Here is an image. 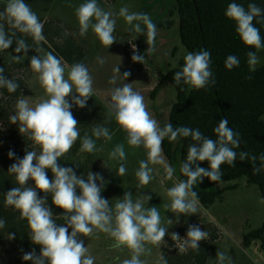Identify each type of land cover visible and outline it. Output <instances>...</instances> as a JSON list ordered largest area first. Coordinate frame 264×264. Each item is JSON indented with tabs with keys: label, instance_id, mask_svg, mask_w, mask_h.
<instances>
[{
	"label": "clouds",
	"instance_id": "clouds-1",
	"mask_svg": "<svg viewBox=\"0 0 264 264\" xmlns=\"http://www.w3.org/2000/svg\"><path fill=\"white\" fill-rule=\"evenodd\" d=\"M75 15L80 35H86L91 29L105 48L117 40L114 32L115 17L118 16L131 26L130 31L146 34V52L151 54L154 51L157 28L147 13L130 12L127 5L122 6L118 13H113L103 9L97 0H85L75 8ZM225 16L235 22V31L245 46L257 50L264 48V38L253 23L257 18L258 23H264V9L255 3H249L245 8L240 3L232 2L227 5ZM5 24L11 30L10 33L5 30ZM43 28L44 24L25 0H7L3 11H0V51L9 49L15 42L14 51L25 55H12L11 59L16 63L22 62L30 46L23 38L15 41L13 38L19 32L38 44L45 39ZM35 51L39 52L40 49ZM136 51V46L133 45L132 60L141 63L144 55L135 54ZM259 63L256 51L247 52L250 72H254ZM239 64L240 60L235 55H229L225 60V67L229 70ZM29 65L33 73L37 74L46 98L40 99L34 106L30 105L28 98L18 99L15 114L9 120L11 124H18L19 133L26 135L33 148H38L39 152L26 149L23 158H17L10 165L8 173L14 176L19 186L11 188L4 195L5 206L13 207L19 212L20 219H26L30 240L40 246L39 255L33 250L25 253L22 259L31 261L32 264H94L95 258L78 237H89L94 231H99L114 240L111 245L113 249L126 248L130 251L131 258L124 259L122 264H146L141 256L151 253L147 245L159 246L165 242L164 237L168 234L167 228L162 224L159 209L156 206L145 207V202L151 196L145 195L143 199L134 200L131 192H125L123 198L117 199L114 206H111L109 200L101 195L107 183L102 175L88 171L85 179L83 174L78 176L72 167H63L58 163L81 137L79 122L71 109L73 105L86 107L88 99L93 96V79L87 66L82 62L68 66L62 62V58H57L50 52L42 57H31ZM210 65L211 54L208 50L188 52L182 69L174 74V82L177 85L183 82L189 88L197 90L210 82L214 84ZM115 71L119 73V68ZM128 76L130 72H125L122 77L127 79ZM116 79L113 76L109 83L115 84ZM0 88H6L9 93L16 92L19 88L14 79L4 75L3 67H0ZM107 109L109 117L114 118L118 127L126 133L128 146H142L146 150L147 160L140 161L135 172L138 187L146 186L152 181L153 170L149 167L150 164H163L166 177L172 179L174 169L162 157V142L166 137L170 142L181 137H190L194 142L189 145L186 159L180 166V172L187 179L179 180L167 190L170 204H166L165 208L178 217L180 214L197 213L199 199L198 193L193 190L194 185L201 183L205 177L212 182H219L222 178L221 165L226 163L235 166L237 152L234 149L239 147L240 138L239 133L228 126L226 118L221 119L214 128L217 137L215 140L203 135L199 129L186 126L174 128L170 122L161 127L148 111L144 96L133 88L132 83H124L111 89ZM92 136L110 141L113 133L109 128L98 124L92 128ZM80 151H98L96 140L85 133ZM8 155L11 159L15 154L10 150ZM109 159L120 162L118 176L126 174L123 162L127 155L123 143L112 149ZM239 159L253 161V174L264 169V154L259 156V167L255 166V155L249 157L248 153L240 152ZM204 161L208 162V168L200 167L197 163ZM47 170L51 171L52 179L48 178ZM97 180L100 181L99 185ZM29 181L33 183L29 184ZM41 192L44 193L43 197L38 195ZM48 194H51L52 205L63 210L66 223L58 224L53 219V211L47 202ZM261 203H264V199ZM4 226L5 220L0 219V229ZM14 235L9 234L10 239ZM208 236L209 233L201 230L198 225L188 226L186 238H181L178 233H171V239L176 242L181 253L188 249L199 252V242L207 240ZM216 258L218 264H232L224 251L218 250ZM157 264L168 262L161 256Z\"/></svg>",
	"mask_w": 264,
	"mask_h": 264
},
{
	"label": "trees",
	"instance_id": "trees-1",
	"mask_svg": "<svg viewBox=\"0 0 264 264\" xmlns=\"http://www.w3.org/2000/svg\"><path fill=\"white\" fill-rule=\"evenodd\" d=\"M104 1L115 4L118 0ZM232 2L240 3L245 8L249 3H255L264 9V0H174L175 7L170 13V18L164 22L155 23L157 30H170L176 24L173 17L177 15L182 45L188 52H197L201 49L210 52V70L215 80L214 84L210 82L206 87L197 90L189 88L183 82L179 85L174 82L175 72L180 71L182 67L160 73L150 98L155 100L160 91L168 87H173L176 92V102L171 107L166 120L161 121L162 127L170 122L174 128L186 126L199 129L203 135L215 140L217 137L213 130L221 119L226 118L228 126L239 133L240 145L234 149L237 152L235 166L226 163L221 165L222 178L219 182H212L205 177L201 183L193 186V190L198 193L199 204L204 208L213 206L220 195L236 188L226 186V183L241 178H245L249 185L257 186L264 199V169L258 174H253V161L239 159L240 152L248 153L249 157L255 155L257 157L255 166L259 167L261 164L259 156L264 154V65L250 72L247 64V52L256 51L258 54L264 48L257 50L243 44L235 31V22L225 16L227 5ZM4 7L5 5L0 6V11H3ZM39 19L44 24L45 39L43 41L34 43L31 37L19 32L13 38L14 41L23 38L30 46L24 58L26 62H30L33 56L42 57L50 52L57 58H62V62L68 66L78 62L84 63L91 74L90 53L83 40L75 34H69L68 30L71 29L61 22L43 17ZM258 20L259 18L253 23L259 28L264 38V23H258ZM5 30L9 33L11 31L7 24H5ZM133 45L137 50L135 54L144 55V60L141 63L133 62L134 53L128 51L129 45L126 46L124 55L132 62L135 70L141 72L148 56L146 34H137ZM37 48L40 49L39 52L35 51ZM14 49L15 42L9 49L0 51V67L4 68V75L19 84V88L13 93H9L6 88H0V219L5 220L4 228L0 229V261L6 254L14 255L24 261L22 256L25 253L33 250L37 255L40 253V246L33 244L29 238L26 219H20L18 211L4 204V195L7 191L19 186L14 176L8 173L10 165L15 163L17 158H23L26 149L39 152L38 148H33L32 142L26 135L22 136L19 133L18 124H11L9 120V117L15 114L17 100L23 97L28 86L26 76L21 74V64L7 58L8 54L25 55L23 52L16 53ZM176 51L174 49L172 55ZM229 55H235L240 60L239 66L231 70L225 67V60ZM249 76L251 79H248ZM110 128H113V125ZM192 143L194 142L190 137H181L172 142L166 137L162 142V151L169 165L179 168L178 181L187 179L180 172V166L186 159L187 149ZM10 150L15 154L11 159L8 155ZM197 163L200 167L208 168L207 161ZM70 167L78 176L83 174L85 179L88 171L99 173L105 181L109 175L107 164L99 159L77 162ZM47 175L49 179L53 178L52 173L48 171ZM32 183L29 181V184ZM96 183L99 185L100 181L97 180ZM77 192L79 193V189ZM38 195L43 197L44 193L41 192ZM47 202L53 211V219L58 224L66 223L63 210L52 205L51 194H48ZM189 225H198L201 230L207 231L208 239L199 242V252L188 249L181 253L170 237L161 251V256L167 260L168 264H208L212 244L222 238V232L216 224L204 221L181 223L175 233L185 236ZM9 234H15L14 238L10 239ZM254 242L258 243L260 249L264 251V222L258 229L251 230L242 236L241 245L244 249L249 248ZM28 262L31 263V261Z\"/></svg>",
	"mask_w": 264,
	"mask_h": 264
},
{
	"label": "rangeland",
	"instance_id": "rangeland-1",
	"mask_svg": "<svg viewBox=\"0 0 264 264\" xmlns=\"http://www.w3.org/2000/svg\"><path fill=\"white\" fill-rule=\"evenodd\" d=\"M25 2L30 5L38 17L53 19L65 26L67 25L71 29L68 30L69 34H75L81 38L89 49L93 96L88 99L84 108L72 106L71 111L79 122L81 137L70 152L60 158L58 163L63 167H70L74 163L85 162L88 159H99L106 163L109 168V175L101 195L109 200L111 206H114L117 199H122L125 192H131L134 200L143 199L145 195L151 196V199L145 202V207L156 206L159 209L162 224L167 228L168 234L164 237L165 242L159 246L147 245L151 249V253L142 255L141 259L145 260L146 264H157L161 251L166 246V241L171 237V233H175L179 224L204 221L216 224L222 232V238L211 246L208 264H218L216 258L218 250L226 252L232 264H264V251L256 242L247 249L241 245L242 236L251 230L258 229L264 222V203H261L262 196L257 186L249 185L245 178L228 182L225 184L226 186L236 188L220 195L213 206L204 208L198 203L196 214H180L178 217L170 209L165 208V205L170 204L167 190L178 182L179 168L171 166L174 169V174L172 179H168L163 164H150L149 167L153 170L152 181L146 186L138 187L135 172L139 168V162L147 160L146 150L142 146L139 148L128 146L126 133L118 127L114 118H110L108 115L107 104L110 100L111 89L122 86L124 83H132L133 88L144 96L148 111L162 127L163 122L161 121L166 120L171 107L176 102L175 89L168 87L160 91L155 100L150 98V93L157 85L160 73H167L171 69L184 65V57L188 51L180 41L178 16L173 17L176 22L173 28L157 30L154 51L151 54L147 53L143 71L137 72L132 62L124 55V50L128 45V51L130 53L133 51V43L137 33L130 31L131 26L123 18L115 17L116 30L114 35L117 40L105 48L91 29L84 36L79 33L75 8L85 0H25ZM97 2L103 9L113 13H118L122 6L127 5L130 12L147 13L154 23L169 19L170 13L175 7L174 0H118L115 4H109L104 0H97ZM6 3L7 0H0V6H6ZM174 49L177 51L172 55ZM257 55L260 58V63L256 68L264 65V49ZM7 58L11 59L12 54H8ZM20 64L21 74L26 76L28 83L22 98H28L30 105L34 106L40 99L46 98L45 93L39 84L37 74L33 73L30 68V62L27 63L24 59ZM117 67L120 74L115 71ZM125 72H130L127 79L122 77ZM113 76L117 78L116 83L110 84L109 80ZM69 101L71 102V97H69ZM98 124L109 128L110 132L113 133L112 140L96 139L92 136V128ZM111 125L115 128L114 130L110 128ZM85 133L96 140L98 151L94 153L80 151L81 140ZM120 143L124 144L127 155L126 161L123 162L127 172L123 176H118L120 162L109 159V153ZM162 157L164 162L169 165L163 151ZM47 171L51 173L50 170ZM168 220H171V223H168ZM70 232L71 229L69 228ZM180 237L186 238V235ZM78 239H82L84 245L88 247L89 253L95 258L94 264H122L124 259L131 258V253L126 248L123 250L113 249L111 245L114 240L103 232L94 231L92 236H81ZM3 257L4 259L0 261V264H32V262L22 261L10 254Z\"/></svg>",
	"mask_w": 264,
	"mask_h": 264
},
{
	"label": "crops",
	"instance_id": "crops-1",
	"mask_svg": "<svg viewBox=\"0 0 264 264\" xmlns=\"http://www.w3.org/2000/svg\"><path fill=\"white\" fill-rule=\"evenodd\" d=\"M163 91V90H162ZM257 245H258V243H257ZM259 246V245H258Z\"/></svg>",
	"mask_w": 264,
	"mask_h": 264
}]
</instances>
